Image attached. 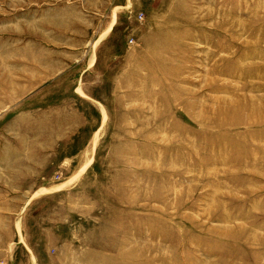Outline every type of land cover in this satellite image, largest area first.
Listing matches in <instances>:
<instances>
[{
	"label": "rangeland",
	"instance_id": "1",
	"mask_svg": "<svg viewBox=\"0 0 264 264\" xmlns=\"http://www.w3.org/2000/svg\"><path fill=\"white\" fill-rule=\"evenodd\" d=\"M264 264V0H0V264Z\"/></svg>",
	"mask_w": 264,
	"mask_h": 264
},
{
	"label": "crops",
	"instance_id": "2",
	"mask_svg": "<svg viewBox=\"0 0 264 264\" xmlns=\"http://www.w3.org/2000/svg\"><path fill=\"white\" fill-rule=\"evenodd\" d=\"M2 264H4V263H2Z\"/></svg>",
	"mask_w": 264,
	"mask_h": 264
}]
</instances>
